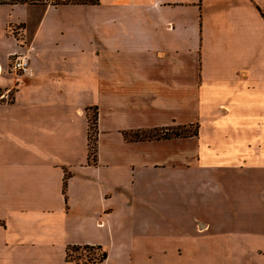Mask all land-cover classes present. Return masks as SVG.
I'll list each match as a JSON object with an SVG mask.
<instances>
[{
    "label": "crops",
    "instance_id": "0c3cea01",
    "mask_svg": "<svg viewBox=\"0 0 264 264\" xmlns=\"http://www.w3.org/2000/svg\"><path fill=\"white\" fill-rule=\"evenodd\" d=\"M0 264H264V0H0Z\"/></svg>",
    "mask_w": 264,
    "mask_h": 264
},
{
    "label": "trees",
    "instance_id": "16d2710c",
    "mask_svg": "<svg viewBox=\"0 0 264 264\" xmlns=\"http://www.w3.org/2000/svg\"><path fill=\"white\" fill-rule=\"evenodd\" d=\"M11 1V0H10ZM17 1H34V0H17ZM58 1V0H57ZM68 1H71V2H77V3H94L96 0H63V2H68ZM94 115L92 116V115H90V124H89V127H90V130H91V132H92V136L89 138L90 139V141H89V146H88V152H89V154H88V156H89V158H90V160L91 161H93L94 160V139H93V132H94ZM184 128H186L185 126H181V127H179V129H177V130H175L174 132H173V134L174 135H185L187 132H182L181 130H183ZM193 131V133H194V131L195 130H192ZM78 249H88V250H90V249H92L91 247H88V246H82V247H70L67 251H66V257L68 258V259H70V260H75V261H77V260H81V261H83L84 263H86V262H94V261H100L101 259H103L104 258V252H99V254L97 255V257L96 258H93V259H91V260H89V259H86V260H82V259H79V258H76V257H72V258H70L69 256H68V251L69 250H73V251H76V250H78Z\"/></svg>",
    "mask_w": 264,
    "mask_h": 264
},
{
    "label": "built area",
    "instance_id": "2783aa9c",
    "mask_svg": "<svg viewBox=\"0 0 264 264\" xmlns=\"http://www.w3.org/2000/svg\"><path fill=\"white\" fill-rule=\"evenodd\" d=\"M6 71L15 76H31L33 72L25 52L11 54Z\"/></svg>",
    "mask_w": 264,
    "mask_h": 264
},
{
    "label": "rangeland",
    "instance_id": "374dc122",
    "mask_svg": "<svg viewBox=\"0 0 264 264\" xmlns=\"http://www.w3.org/2000/svg\"><path fill=\"white\" fill-rule=\"evenodd\" d=\"M53 1H57V0H53ZM6 98V97H4ZM192 127L190 128H184L183 130H181L182 132H189V131H192ZM90 135L92 136V132L90 130ZM90 136V137H91ZM99 254V251L98 250H94V249H78L76 251H73V250H69L68 251V256L70 258L72 257H76V258H79V259H82V260H86V259H93V258H96L97 255Z\"/></svg>",
    "mask_w": 264,
    "mask_h": 264
}]
</instances>
